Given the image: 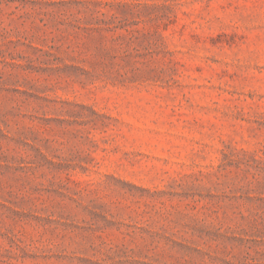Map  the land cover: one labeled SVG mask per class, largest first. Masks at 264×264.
<instances>
[{
	"label": "rangeland",
	"instance_id": "1",
	"mask_svg": "<svg viewBox=\"0 0 264 264\" xmlns=\"http://www.w3.org/2000/svg\"><path fill=\"white\" fill-rule=\"evenodd\" d=\"M0 264H264V0H0Z\"/></svg>",
	"mask_w": 264,
	"mask_h": 264
}]
</instances>
